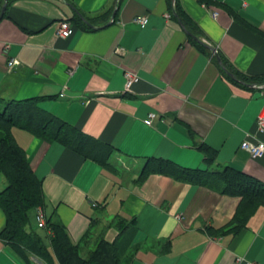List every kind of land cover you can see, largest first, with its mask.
Here are the masks:
<instances>
[{
	"label": "crops",
	"instance_id": "0c3cea01",
	"mask_svg": "<svg viewBox=\"0 0 264 264\" xmlns=\"http://www.w3.org/2000/svg\"><path fill=\"white\" fill-rule=\"evenodd\" d=\"M178 2L209 52L187 39L167 0H6L0 99H35L114 147L112 167H104L12 129L41 181L45 219L65 228L81 258L102 240L116 244L118 264H237L238 257L264 264V204L236 228L238 197L165 173L139 177L149 158L210 171L198 148L206 144L215 151L213 167L230 166L264 183V154L252 158L240 148L244 140L264 142L255 128L264 84L227 79L209 48L239 72L263 77L264 0ZM141 16L143 28L134 21ZM61 19L73 28L67 38L57 35ZM10 59L17 61L12 67ZM125 70L139 78L130 92H124ZM4 222L0 209V229ZM37 230L52 264H59L48 231ZM0 264L47 263L0 240Z\"/></svg>",
	"mask_w": 264,
	"mask_h": 264
},
{
	"label": "trees",
	"instance_id": "16d2710c",
	"mask_svg": "<svg viewBox=\"0 0 264 264\" xmlns=\"http://www.w3.org/2000/svg\"><path fill=\"white\" fill-rule=\"evenodd\" d=\"M174 20H179L186 31L198 37L201 35L197 25L189 18L178 0H167ZM76 22L84 26L78 17ZM187 39L203 52H209L202 43ZM219 55V54H218ZM213 57V56H212ZM222 65L232 74V79L244 83L264 84L263 77H252L239 72L220 55ZM214 59V58H213ZM220 72L230 77L219 67ZM29 132L46 142H55L84 159H90L104 167H112L110 157L114 147L106 142L88 136L66 124L49 112L38 107L35 99L23 101H3L0 99V175L5 179V187L0 191V209L5 222L0 229V240L16 250L20 255L37 256L47 264H52V254L35 229L33 212L44 205L41 181L31 169L25 151L15 141L12 129ZM208 165L215 160V151L206 144L198 145ZM151 172L165 173L188 183L206 186L225 195L239 198L238 206L231 220L236 228L253 210L264 204V183L230 166L207 170H191L180 167L169 160L149 158L141 169L142 179ZM132 223V222H131ZM34 224V225H33ZM53 255L59 264H118L117 246L102 240L87 259L78 255L77 246L68 238L65 228L52 219H45V227ZM123 245V244H122Z\"/></svg>",
	"mask_w": 264,
	"mask_h": 264
},
{
	"label": "built area",
	"instance_id": "2783aa9c",
	"mask_svg": "<svg viewBox=\"0 0 264 264\" xmlns=\"http://www.w3.org/2000/svg\"><path fill=\"white\" fill-rule=\"evenodd\" d=\"M212 16L215 17L216 13L213 12ZM136 24L139 25V27L143 28L147 22L146 16L137 17L134 19ZM73 32L72 25L70 22L66 19H61L58 24L57 29V35L60 38H67L69 37ZM17 63L15 59H10L7 62V65L9 67L14 66ZM124 76V92H130L132 91V87L134 84H136L139 80L137 74L135 72H132L130 70H125L123 73ZM61 94L60 96H62ZM154 116L153 113H149L147 118L144 120L145 124H149L151 118ZM255 128L258 133H264V107L260 110L258 113L256 120H255ZM240 148L244 151H246L249 156L252 158H258L261 157L264 154V142L263 141H250V140H244L240 144ZM34 220L35 224L38 228H44L45 227V214L41 208H37L34 211ZM237 264H255L252 261L244 260L243 258H236Z\"/></svg>",
	"mask_w": 264,
	"mask_h": 264
},
{
	"label": "water",
	"instance_id": "95a60500",
	"mask_svg": "<svg viewBox=\"0 0 264 264\" xmlns=\"http://www.w3.org/2000/svg\"><path fill=\"white\" fill-rule=\"evenodd\" d=\"M172 2H174V0H172ZM5 5H6V0H4V4H3V6L1 7V10H0V17L2 16V14H3V12H4ZM82 19H83V18H82ZM112 20H113V17L110 18V20H109L108 23H110ZM178 23L180 24V26H181L182 28H184V26L182 25V23H181L179 20H178ZM184 30H185V28H184ZM185 32H186L187 35H189L193 40L202 43L204 46H207L203 41H201L200 39H198L196 36L190 34V33H189L188 31H186V30H185ZM207 47H208V46H207ZM209 48L214 52L213 54H214V56H215L216 61L218 62V64L222 67V69L225 71V73L228 74V76L232 78V77H233L232 74H231L230 72H228V70H226V68L222 65V62H221L219 56L217 55V53L215 52L214 48H211V47H209Z\"/></svg>",
	"mask_w": 264,
	"mask_h": 264
},
{
	"label": "rangeland",
	"instance_id": "374dc122",
	"mask_svg": "<svg viewBox=\"0 0 264 264\" xmlns=\"http://www.w3.org/2000/svg\"><path fill=\"white\" fill-rule=\"evenodd\" d=\"M214 163V162H213ZM210 168H218L216 165L213 167V164H210ZM0 177L3 178V176L0 175ZM1 179V178H0ZM38 233H41V230H37V228L35 229ZM81 255L84 256L81 252Z\"/></svg>",
	"mask_w": 264,
	"mask_h": 264
}]
</instances>
